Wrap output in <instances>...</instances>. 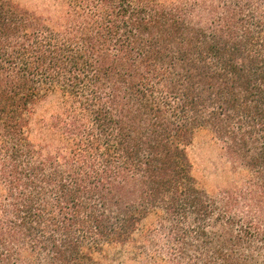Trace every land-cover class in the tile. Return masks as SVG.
Returning a JSON list of instances; mask_svg holds the SVG:
<instances>
[{
	"label": "trees",
	"instance_id": "trees-1",
	"mask_svg": "<svg viewBox=\"0 0 264 264\" xmlns=\"http://www.w3.org/2000/svg\"><path fill=\"white\" fill-rule=\"evenodd\" d=\"M49 1L0 0V264H264V0Z\"/></svg>",
	"mask_w": 264,
	"mask_h": 264
},
{
	"label": "rangeland",
	"instance_id": "rangeland-1",
	"mask_svg": "<svg viewBox=\"0 0 264 264\" xmlns=\"http://www.w3.org/2000/svg\"><path fill=\"white\" fill-rule=\"evenodd\" d=\"M15 1L22 7L37 12L45 11L50 4L49 0ZM40 112L42 113V110ZM189 154L194 167V175L202 187L211 193H216L227 185L231 176L230 166L223 155L221 145L213 135L206 131L199 132L190 146ZM129 253V248H113L108 252L107 264H153L148 257L137 259Z\"/></svg>",
	"mask_w": 264,
	"mask_h": 264
}]
</instances>
